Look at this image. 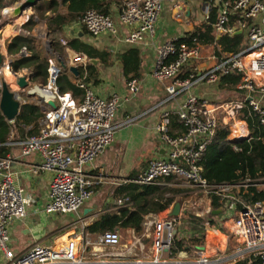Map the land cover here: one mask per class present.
Here are the masks:
<instances>
[{"label": "built area", "instance_id": "2783aa9c", "mask_svg": "<svg viewBox=\"0 0 264 264\" xmlns=\"http://www.w3.org/2000/svg\"><path fill=\"white\" fill-rule=\"evenodd\" d=\"M178 1L124 0L118 20L124 26L135 27L125 38V43L134 45L146 38L153 40L163 3ZM16 3L21 6L19 1ZM233 14L240 18L235 25L230 23ZM80 23L94 38L116 33L113 21L95 10L86 11ZM238 31L244 34L249 45L204 69L199 66L202 46L195 39L188 46L178 42L182 37L171 38L156 48L151 75L155 81L166 84L165 97L154 107L163 108L156 133L166 147V156L152 160L146 171L129 183L163 186L167 179H172L183 181L207 199L211 194L228 197L227 193L234 187L209 186L201 176L199 162L219 127L228 131L227 140L232 144L249 138L243 118L246 108L248 116L253 115L264 125V108L261 105L264 99V5L259 0H237L232 5L226 2L220 5L214 24L215 34L230 35ZM5 51L0 49L3 57L0 75L12 70V59ZM60 61L53 53L47 58V83L42 85L53 96L51 102L54 108L48 106L49 101L40 102L43 116L38 133L12 143L19 147L22 157L38 155L40 162L30 167L33 174L43 172L50 175L48 202L42 209V213L49 217L78 215L81 212L91 199L93 188L104 180L102 174L92 175L86 168L112 146L119 128L115 122L120 107L117 95L107 100L84 84L78 85L84 92L81 102L69 94L60 93L56 86L62 72ZM186 67H191V70L181 78ZM233 74L240 75L235 86L239 97L235 100L214 104L193 93L197 86L216 85L222 77ZM126 85L130 94L138 93L136 80H130ZM11 92L21 105L22 96ZM179 98L183 99L180 105L164 108ZM144 113L128 117L124 124L134 123ZM173 116L178 118L185 133L170 134V119ZM12 162L9 156L0 158V264H236L247 258L252 260L251 264H264L263 203L246 205L237 211L233 237L238 244L230 253H206L198 249L194 259L187 261L164 256L170 254L176 229V219L168 216L148 224L153 228L150 236L154 254L150 258L129 262L116 258L113 253L102 254L101 258L96 254V259L89 258L87 249L99 251L117 247L120 244L118 230L94 238L87 236L82 242L72 239L56 248L34 244L26 251L15 254L10 248V225L26 218L28 201L24 191L13 182Z\"/></svg>", "mask_w": 264, "mask_h": 264}, {"label": "crops", "instance_id": "0c3cea01", "mask_svg": "<svg viewBox=\"0 0 264 264\" xmlns=\"http://www.w3.org/2000/svg\"><path fill=\"white\" fill-rule=\"evenodd\" d=\"M123 1L119 0V4H111L109 8L108 17L114 23L115 35H101L97 38L91 37L79 19L77 22L65 25L60 32L50 36L55 41L53 46H55L57 51L51 48L52 42L49 40L50 38H47L49 31L47 30L45 21H43L44 31H41L42 33L37 32L36 24L39 23H32V21L21 26V30L25 35L20 30L18 31L17 26L12 23H10V26L6 25V27L0 28V33H4L6 32L4 30L8 29L10 33L14 34L12 37L22 35L21 37L34 41L45 52L47 58L53 53L55 57L64 63L67 69L75 67L79 73L77 78L73 77L68 70H62V72L68 79L74 80L76 85L79 84L76 80L81 75L82 77L86 76L87 71L85 68L88 60L84 55L70 49V44L73 41L81 42L91 46L95 50L107 53L110 59L107 66L101 64L98 59H91L97 61V64L93 66L97 67L99 83H87L86 87L97 96L107 100L111 99L114 95L120 98V107L115 118V122L119 125V128L116 131L114 142L92 165L86 168L88 173L92 175L102 174L104 180L93 188L91 199L78 215H56L50 217L44 215L42 209L48 202L50 175L43 172L33 174L30 171L31 166L37 165L40 162L38 155L34 154L22 157L18 146L13 145V142L7 144L11 150L8 156L13 160L11 165L13 182L24 191L28 201L26 218L23 221L14 222L10 225V248L15 254L26 251L34 244L56 248L72 239L82 242L87 236L94 238L96 235L86 234L85 228L100 214L104 212L118 213L124 207L122 198L116 194L118 189L144 173L152 160L163 159L166 156V147L159 140L156 133V126L163 108L154 109V107L165 97L164 88L166 86L165 83L155 81L151 75L156 58V48L168 39L184 37L195 26L206 22L212 8L219 10L220 0H180L177 3H163L155 25V38L153 40L146 38L144 41L134 45L126 44L125 38L135 27L124 26L118 20V13L123 6ZM30 10H34V7ZM30 10L25 12L21 17L23 21L31 16L29 14ZM45 16L52 18L53 14L46 12ZM219 36L217 34L218 39ZM0 44L4 49L5 40L3 39V42L0 40ZM130 49L137 50L140 59V74L136 79L139 91L136 95L129 93L126 85L127 80L123 75V66L118 60V57L122 53ZM215 63L212 49L202 47L201 59L199 61L200 68H208ZM10 75L11 78L6 76V84L9 90L18 92L22 96L21 101L23 103L20 105V108L26 102H32L41 110L39 98L36 96L28 97L25 94L30 85H32V71L25 69L18 72L17 75ZM200 86L193 89V93L198 98L211 103H224L223 101L226 100L227 96H234L235 99L239 97L237 93L232 95L231 92L220 89L218 84ZM182 101L183 99L179 98L164 108H175ZM144 112L147 113L145 114ZM141 113L144 114L134 123L124 124L128 117ZM38 131L39 122L37 132L31 135L26 133L24 138L36 135ZM27 132L29 133V131ZM174 133L177 132L175 131ZM166 186L181 189L178 185L170 184L167 180L163 186L158 187ZM228 197L235 199L234 195H228ZM176 198L181 199V194L175 196L173 205L176 203ZM191 198H195L197 201L187 197L184 199H190L192 204L197 203V208L201 207L202 209H199V211L194 210L195 212L188 211V209L183 210L182 205L185 204L183 202V204H180V215L175 219L177 224V221L180 218H184L187 213H195L194 216L198 221L199 231L196 237L197 242H188L185 249L173 257L171 254H165L164 256L173 258L172 260L187 261L194 259L198 249L206 253H230L233 251L238 244L233 237L234 222L238 219V210H236L235 204L232 201H226L224 206L218 209L221 210V214L214 215L213 211L217 210H211L210 199L203 197L198 192H195ZM173 205L164 212L146 216L139 235L132 229L118 230L120 235L124 231V238L120 236V244L117 247L111 249L104 248L99 251L90 248L87 249L86 253L89 258L93 259H96V254L97 257L101 258L102 254L111 255L113 253L116 258L129 262L140 258L152 257L154 250L150 234L153 228L148 224L168 217ZM84 210H87L86 214H83ZM109 259L115 258L110 257Z\"/></svg>", "mask_w": 264, "mask_h": 264}, {"label": "trees", "instance_id": "16d2710c", "mask_svg": "<svg viewBox=\"0 0 264 264\" xmlns=\"http://www.w3.org/2000/svg\"><path fill=\"white\" fill-rule=\"evenodd\" d=\"M16 1L21 0H0V12L10 3H13L3 12L6 13L11 10L17 5ZM235 1L237 0H220V5L224 2L232 5ZM259 1L264 5V0ZM111 4H119V0H48L38 3L34 10L40 15V19L45 21L49 31L47 38H50L49 40L52 42V50L57 51L53 46L55 41L50 36L60 32L65 25L77 22L88 10H95L104 16H108ZM46 12L53 14L52 18L45 16ZM217 17V8H212L208 20L195 26L178 42L190 46L195 39L202 47L212 49L216 62L228 55L240 52L249 45L244 34L220 35L218 39L214 32ZM30 18L31 16L25 20ZM239 20V15L233 14L230 17L231 25H235ZM18 36L5 41L6 53L12 59V71L18 73L21 70H30L33 73L32 83L46 85L47 55L34 41L21 37L22 35ZM70 49L84 55L88 60L85 68L86 76L82 77L81 75L76 81L84 85L87 83L98 84L97 67L91 65L89 60L98 59L101 64L107 66L110 60L109 55L76 41L70 44ZM118 60L123 66V75L127 82L139 77L140 59L137 50L130 49L122 53ZM190 70L191 67H186L181 78H184ZM239 79L240 75L237 74L222 77L218 87L232 93L235 91ZM78 85L74 80L68 79L63 72L56 81L60 93H69L72 98L78 100L77 102H81L83 91ZM228 98L230 96H227L223 102H228ZM219 103L221 102L214 104ZM261 105L264 108V99ZM248 112L249 110L246 108L243 113L249 132L247 140L232 144L227 140L228 131L219 127L212 142L201 156L199 162L201 176L209 186L229 185L234 187L235 199L211 194V210L221 209L226 201H232L238 211L242 210L244 205L264 203V125L253 115L248 116ZM42 116V111L32 102L23 104L18 116L12 122H8L0 112V158H5L10 154L11 150L7 145L8 143L22 141L26 133L30 135L36 133L38 122ZM175 131L177 133H174ZM183 133H185V129L178 118L176 116L171 117L170 134L180 135ZM173 181L167 179L170 184H175ZM183 192H185L184 189H175L169 186L158 187L128 183L116 192L122 198L124 207L118 213L104 212L100 214L84 231L86 234L99 235L115 230L132 229L139 235L146 216L164 212L173 205L175 196ZM198 232V221L192 213H187L184 218H180L177 221L176 234L170 247L171 256L173 257L178 252L183 251L188 242H197ZM251 263L252 260L247 258L236 264Z\"/></svg>", "mask_w": 264, "mask_h": 264}, {"label": "water", "instance_id": "95a60500", "mask_svg": "<svg viewBox=\"0 0 264 264\" xmlns=\"http://www.w3.org/2000/svg\"><path fill=\"white\" fill-rule=\"evenodd\" d=\"M41 0H24L22 5L20 6L19 10L20 12L22 11H28L30 9H32L33 7H35V5L37 3H39ZM241 31L236 32L235 34H240ZM2 60L3 57L0 53V66L2 64ZM90 64L92 65H96L97 61L96 60H90L89 61ZM61 69L63 71L68 70V72L75 78L78 77L79 73L78 70L75 67H69L68 69L66 68V66L64 65V63L62 61L59 62ZM11 73L15 75V73L11 70ZM0 112L2 114V116L9 122L14 121L16 119V117L18 116L19 110H20V104L18 102V100L16 99V96L14 93H12L9 88L8 85L5 82H2L0 84ZM28 97L30 96H36L39 98L40 102H46L49 101L47 104L48 106H50L51 108H54L53 103L51 102L53 99V96L45 91L42 87V85H34L33 87H31L29 90H27V94ZM87 210L83 211V214H86ZM214 215H220L221 214V210H217V211H213ZM180 215V203L176 202L172 209L171 212L169 213V216L172 218H178ZM174 235L176 233V231L174 230ZM194 248H198V247H194Z\"/></svg>", "mask_w": 264, "mask_h": 264}, {"label": "rangeland", "instance_id": "374dc122", "mask_svg": "<svg viewBox=\"0 0 264 264\" xmlns=\"http://www.w3.org/2000/svg\"><path fill=\"white\" fill-rule=\"evenodd\" d=\"M20 3L19 4H21L22 5V3H23V1H19ZM12 4V3H11ZM18 5H15L13 8H15V7H17ZM9 12H12V11H9ZM26 12H28V11H26ZM29 14L31 15V18L30 19H28V20H24V21H22V23H20L19 25H21V26H24V24L25 23H27V22H30V21H32V23L33 22H35V23H39V24H36V28H37V32H40V33H42L43 31H44V25H43V21L40 19V15L38 14V13H36V11H34V10H30L29 11ZM5 15V13L1 10V12H0V28H2V27H6V25H9L10 26V23H12L13 25H14V17H15V13H13L12 14V16H10V19L8 20V18L6 17V16H4ZM18 25V26H19ZM43 29V30H42ZM1 31V30H0ZM4 31H6V32H1L0 33V40H8L9 38H12V36H14V34H12V33H10V31H8V29L7 30H4ZM42 31V32H41ZM1 45V44H0ZM2 47L0 46V49H1ZM4 50H5V46H4ZM12 74V73H11ZM0 81L1 82H5L6 83V81H7V78H6V74L5 73H3L2 75H0ZM34 85H37V84H35V83H32V85H30V87L28 88V90L31 88V87H33ZM202 86V85H201ZM200 86V87H201ZM203 87V86H202ZM236 91V90H235ZM232 92L231 94L232 95H234V93H236V92ZM235 100V97L234 96H232V97H230V98H228V101H230V100ZM173 183H175L176 185H178L181 189H184L185 190V192H183L182 194H181V199L180 198H176V202H178V203H182L183 204V202L185 203L184 205H182V209L183 210H187L188 209V211H194V210H198L199 211V209L201 210L202 208L201 207H199V208H197V203H194V204H192L191 203V200L190 199H195V198H191V197H193L194 196V193L195 192H197L195 189H193V188H191V187H189L186 183H184L183 181H178V180H174L173 181ZM235 191H238V190H236L235 189ZM194 192V193H193ZM233 195L234 194V189H232V190H230L228 193H227V195ZM197 195V194H196ZM190 198V199H187V200H185L184 198ZM196 201H197V199H195ZM193 205V206H192ZM189 206V207H188ZM188 207V208H187ZM210 211V210H209ZM195 212V211H194ZM195 214V213H194ZM193 214V215H194ZM165 215V214H164ZM163 215V216H164ZM124 231L121 233V238H124ZM190 243H192V242H190Z\"/></svg>", "mask_w": 264, "mask_h": 264}, {"label": "bare ground", "instance_id": "6f19581e", "mask_svg": "<svg viewBox=\"0 0 264 264\" xmlns=\"http://www.w3.org/2000/svg\"><path fill=\"white\" fill-rule=\"evenodd\" d=\"M19 6H17V7H15V8H12L11 10H9V11H12V12H9V11H7L6 13H5V15L4 16H6L7 18H8V20L10 19V16H12V14L13 13H15V17H14V25H16L17 26V29H18V31L20 30L21 31V33L23 34V35H25V33L21 30V25H19L20 23H22V21H23V18H21L22 16H23V14L26 12V11H22V12H20V11H18L19 10ZM19 25V26H18ZM2 48H3V46L2 45H0ZM1 48V49H2ZM5 74H6V76H8L9 78H11V73L9 72V70H6L5 71Z\"/></svg>", "mask_w": 264, "mask_h": 264}]
</instances>
